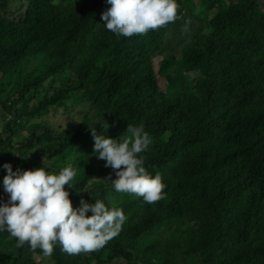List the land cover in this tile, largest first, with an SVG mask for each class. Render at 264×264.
<instances>
[{
  "label": "trees",
  "instance_id": "trees-1",
  "mask_svg": "<svg viewBox=\"0 0 264 264\" xmlns=\"http://www.w3.org/2000/svg\"><path fill=\"white\" fill-rule=\"evenodd\" d=\"M177 3V23L117 37L101 19L107 0H0V161L7 146L27 169L72 165L70 200L86 191L126 216L99 251L57 244L49 264H264V0ZM174 28L189 35L181 51ZM57 110L80 122L55 131ZM129 124L152 139L140 155L165 185L155 204L115 191L93 152L90 127L119 139ZM43 258L0 232V264Z\"/></svg>",
  "mask_w": 264,
  "mask_h": 264
},
{
  "label": "clouds",
  "instance_id": "clouds-1",
  "mask_svg": "<svg viewBox=\"0 0 264 264\" xmlns=\"http://www.w3.org/2000/svg\"><path fill=\"white\" fill-rule=\"evenodd\" d=\"M107 3L110 7L101 14V19L106 29L117 37L143 36L150 31H158L170 23H177L184 14L179 13L177 0H107ZM190 25L191 20L186 19L182 31L188 33ZM176 35L172 34L170 38ZM181 39L183 42L178 43L179 51L188 41ZM175 59L182 63L181 56ZM160 83L159 86H162ZM0 111L3 113L0 117L8 115L4 121L10 118L1 106ZM52 127L57 132L65 128L56 130L54 125ZM108 127V123H103L104 130ZM90 128L94 140L93 152L115 173V179L106 178L115 191L142 197L147 204H155L165 198L161 175L149 174L140 155L152 144L143 125L129 124L119 139L98 135L95 128ZM6 148V154L9 150L14 152L10 160L16 166L20 162L26 168L19 152ZM40 158L49 159L41 154L37 162H41ZM5 160L0 161L3 165L0 175L6 171L3 184L0 182V192L4 190L8 194V201H0V232L7 231L15 238L17 247L27 244L33 251L39 248L45 258L51 257L57 244L68 255L88 254L99 251L122 231L126 216L120 208L109 209L99 199L89 202L83 198L78 207H73V199L70 200L65 188V185L72 187L71 182L76 176L72 165L61 168L58 173L49 172L41 166L13 171L11 164L5 163ZM45 165L49 166V163ZM85 192H79L77 198ZM89 212L91 215H88Z\"/></svg>",
  "mask_w": 264,
  "mask_h": 264
},
{
  "label": "rangeland",
  "instance_id": "rangeland-1",
  "mask_svg": "<svg viewBox=\"0 0 264 264\" xmlns=\"http://www.w3.org/2000/svg\"><path fill=\"white\" fill-rule=\"evenodd\" d=\"M183 18V16H181V19ZM187 18L188 19H190L191 20V17H188L187 16ZM180 25V24H179ZM174 34L173 35H175L176 33H177V30L174 28ZM188 36L189 35H186L185 33H183V34H181V36L179 35L178 36V38H176V39H173V38H171L170 39V42L173 44V43H175V42H177V41H179L181 38H184V39H188ZM59 113H57L58 115L56 116H53V117H50L49 118V122L51 123V124H53L54 125V127H55V129L56 130H58L59 128H62V127H67V126H70V124H69V122L73 125V124H78L79 122H76V121H80L79 120V118H70V117H68L65 113H62L61 111H58ZM5 113V112H4ZM0 114H2L3 115V113H2V111H0ZM59 114H60V116H59ZM50 115V114H49ZM6 116H8L7 114H6ZM5 115L4 116H1L0 118V132H1V130L3 129L2 128V124H3V121L7 118ZM59 116V117H58ZM58 124H60L59 126H57ZM67 125V126H66ZM13 154H14V152L13 151H11V150H9L8 152H7V154H6V156H3V158L4 159H6L5 161V163H10L11 164V166H12V168H13V171H15L17 168H19V169H21V170H25L26 168L25 167H22L21 166V163L20 162H18V165L16 166L15 165V162H12L11 160H10V156H13ZM16 155V154H15ZM14 155V156H15ZM40 160H41V162H43L42 164H47V163H49V164H51V160L52 159H47V158H40ZM3 168V165H0V170ZM5 169V168H4ZM6 175V171L3 173V171H2V174L0 175V182L3 184V178H4V176ZM110 183H111V181H110ZM112 184V183H111ZM77 196H78V194H77ZM81 198H85V193L84 194H80V196H79V198H76V200H74L73 199V201H72V205H73V207H78L79 206V202H80V199ZM48 259L49 258H43L42 260V262H41V264H49L48 263ZM35 260L36 261H40L41 260V258H39V260L37 259V258H35ZM137 264H139V263H137Z\"/></svg>",
  "mask_w": 264,
  "mask_h": 264
}]
</instances>
